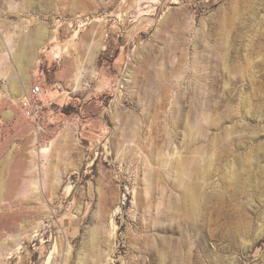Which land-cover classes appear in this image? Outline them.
Instances as JSON below:
<instances>
[{
    "label": "rangeland",
    "instance_id": "1",
    "mask_svg": "<svg viewBox=\"0 0 264 264\" xmlns=\"http://www.w3.org/2000/svg\"><path fill=\"white\" fill-rule=\"evenodd\" d=\"M1 41L0 264H264V0H0Z\"/></svg>",
    "mask_w": 264,
    "mask_h": 264
},
{
    "label": "bare ground",
    "instance_id": "2",
    "mask_svg": "<svg viewBox=\"0 0 264 264\" xmlns=\"http://www.w3.org/2000/svg\"><path fill=\"white\" fill-rule=\"evenodd\" d=\"M32 33V32H31ZM30 33V34H31ZM32 41H30V39H25V40H23V41H20V46H18L19 47V52H18V50H17V54H16V56H15V61H16V64H15V66H17V68L16 69H20V68H22V65L23 64H30V63H33L35 60H37V57H38V52H36L37 50H35V48L37 49V47H39L41 44H42V39L44 38V36H45V33H44V31H42V29H38V31H34L32 34ZM31 35H27L29 38H31ZM25 38H27V37H25ZM2 40V39H1ZM11 40V38H9L8 39V41H10ZM18 42V41H17ZM1 43H2V41H1ZM0 43V44H1ZM3 45V46H2ZM2 45L0 46V47H2V49L3 50H7L8 51V48H7V46H6V44H5V42L3 41V43H2ZM13 46V45H12ZM1 49V48H0ZM10 50V54L11 55H15V52H14V49H13V47L12 48H10L9 49ZM14 52V53H13ZM23 69V68H22ZM1 70V69H0ZM3 71V70H2ZM20 71V70H19ZM15 72H18V70H16ZM15 76V75H14ZM13 76V77H14ZM15 79L16 78H14V80H12L13 81V84L15 83ZM11 82V81H10ZM11 84H12V82H11ZM17 84V83H16ZM169 157V156H168ZM161 158V157H160ZM161 159H164V158H161ZM160 159V160H161ZM169 159V158H168ZM159 161V160H158ZM163 163V162H162ZM160 164V163H159ZM168 164V163H167ZM161 165V164H160ZM172 165V164H171ZM163 166H165V165H162L161 167H163ZM186 166V165H185ZM161 167L159 168V169H161ZM158 169V168H157ZM158 169V170H159ZM162 170V169H161ZM186 170V169H185ZM177 171V170H176ZM187 171V170H186ZM160 172V171H159ZM168 172H170V171H168ZM184 172V171H183ZM35 173V172H34ZM152 173V172H151ZM158 173V172H157ZM187 173V172H186ZM150 174V173H149ZM152 174H154V173H152ZM182 174V173H181ZM180 174V175H181ZM185 173H183V175H184ZM151 175V174H150ZM159 176V175H158ZM167 176V175H166ZM185 176H186V174H185ZM200 177V176H199ZM152 178V177H151ZM151 178H149V179H151ZM152 181H154V180H152ZM34 185V184H33ZM188 188V187H187ZM148 230V229H147ZM94 238V237H93ZM56 248H57V246H55V250H56ZM154 248V247H153ZM103 251V250H102ZM71 249H68L67 250V254H66V260H65V263H68V260L70 259V257H71ZM54 256H56V255H54V253L52 252V254L49 256V260H48V262L50 263V259L52 258L53 259V257ZM51 259V260H52ZM55 260V259H54ZM82 260V259H81ZM82 263V262H81ZM83 263H84V261H83ZM82 263V264H83Z\"/></svg>",
    "mask_w": 264,
    "mask_h": 264
},
{
    "label": "built area",
    "instance_id": "3",
    "mask_svg": "<svg viewBox=\"0 0 264 264\" xmlns=\"http://www.w3.org/2000/svg\"><path fill=\"white\" fill-rule=\"evenodd\" d=\"M60 87H58V90ZM45 90L41 85L34 86L24 102L22 103L25 117L34 122L40 123L46 112Z\"/></svg>",
    "mask_w": 264,
    "mask_h": 264
}]
</instances>
